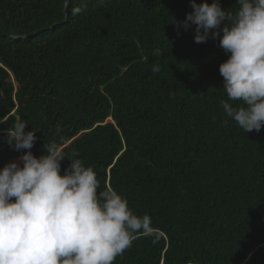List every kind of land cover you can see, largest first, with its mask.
<instances>
[{"label": "trees", "instance_id": "16d2710c", "mask_svg": "<svg viewBox=\"0 0 264 264\" xmlns=\"http://www.w3.org/2000/svg\"><path fill=\"white\" fill-rule=\"evenodd\" d=\"M86 3L65 17L63 0H0V117H12L0 123V168L23 154L4 137L19 116L37 131L35 156L64 137L98 192L111 187L150 216L155 235L136 234L113 264H244L249 254L246 264H264V127L245 133L225 114L219 39L195 43V26L178 34L171 23L189 0Z\"/></svg>", "mask_w": 264, "mask_h": 264}, {"label": "clouds", "instance_id": "9594fccd", "mask_svg": "<svg viewBox=\"0 0 264 264\" xmlns=\"http://www.w3.org/2000/svg\"><path fill=\"white\" fill-rule=\"evenodd\" d=\"M189 3L192 11L171 24L178 34L181 27L195 26L197 44L219 39L228 57L219 66L228 97L221 101L223 110L245 133H259L264 127V0H236L234 13L219 0ZM63 4L71 16L87 8L86 0L75 7L71 0ZM153 55L160 56V49ZM151 70L159 72V64ZM9 118L0 117V123ZM27 125L17 116L4 130L6 143L23 154L0 168V264H113L136 234L155 235L149 215L134 214L111 187L98 192L96 172L76 158L77 151L66 155L64 137L45 143V154L35 156L37 131L26 130ZM61 131L57 127L56 135ZM65 158L70 164L61 174Z\"/></svg>", "mask_w": 264, "mask_h": 264}, {"label": "water", "instance_id": "95a60500", "mask_svg": "<svg viewBox=\"0 0 264 264\" xmlns=\"http://www.w3.org/2000/svg\"><path fill=\"white\" fill-rule=\"evenodd\" d=\"M142 2H147L148 0H141ZM64 16L66 17V9H65V7H64ZM64 20H65V18H64ZM63 20V21H64ZM33 33H30V34H24V35H20V37H26V36H31Z\"/></svg>", "mask_w": 264, "mask_h": 264}, {"label": "rangeland", "instance_id": "374dc122", "mask_svg": "<svg viewBox=\"0 0 264 264\" xmlns=\"http://www.w3.org/2000/svg\"><path fill=\"white\" fill-rule=\"evenodd\" d=\"M18 160H19V158H16V159H15V161H18Z\"/></svg>", "mask_w": 264, "mask_h": 264}]
</instances>
